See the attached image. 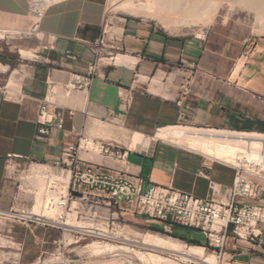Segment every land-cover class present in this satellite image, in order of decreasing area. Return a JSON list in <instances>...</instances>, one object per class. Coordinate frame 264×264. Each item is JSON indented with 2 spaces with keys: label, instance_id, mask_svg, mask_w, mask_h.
<instances>
[{
  "label": "crops",
  "instance_id": "obj_1",
  "mask_svg": "<svg viewBox=\"0 0 264 264\" xmlns=\"http://www.w3.org/2000/svg\"><path fill=\"white\" fill-rule=\"evenodd\" d=\"M109 2L54 1L38 22L43 41H16L8 50L0 41V70L13 65L8 52H34L32 63L18 66L17 78L0 81V209L21 200L8 176L10 156L48 165L34 170L49 177L61 172L51 166L80 136L127 150V172L144 182V190L173 186L219 203L228 199L236 168L210 162L158 133L180 125L264 133V39L246 43L237 55L210 50V11L197 2L201 12L189 15H201L208 26L187 30L204 31L203 37L170 35L131 18L107 26ZM33 9L32 0H0V29H32ZM49 36L55 40L48 45ZM83 78H90L86 87L77 84ZM48 97L64 124L40 135V106ZM88 155L79 152L83 161L116 167ZM261 243L239 242L229 255L240 264H264V230Z\"/></svg>",
  "mask_w": 264,
  "mask_h": 264
},
{
  "label": "rangeland",
  "instance_id": "obj_2",
  "mask_svg": "<svg viewBox=\"0 0 264 264\" xmlns=\"http://www.w3.org/2000/svg\"><path fill=\"white\" fill-rule=\"evenodd\" d=\"M32 1L34 2V6L37 9L36 13L35 11L34 13H32V17L34 19V22L37 23V21H39L41 17H38V15H42L44 10L51 3H53L54 0ZM117 1V4L114 3V0H110L109 2L106 22L107 26H111L114 23L121 22L122 19L131 18L136 20H146L148 22L155 23L160 29L166 31L170 35L203 37L207 35V33L204 31L187 30L188 27L196 28L200 26H208L206 21H203L201 15H199L200 17L198 16L194 19L191 17H187L186 19L185 17L184 21L182 20V13L176 11L175 5H187L188 2L189 4H191L193 3L191 1H194L198 2L199 6H201V3H205L201 6L202 10H205L206 8L210 9L211 11L214 10V5H212L213 3L218 6L217 9L215 11H212L210 14V18L212 16L210 21V50H214L217 52L227 51L232 55H237L246 43L264 39V32L262 31L264 21L261 22L262 18L258 16L257 11L251 8V6L249 7L248 5H246L247 3H244L245 1L243 0H205V2L204 0H178V3L177 0L176 2L175 0H166V2L164 3H168V6H164H166L167 8L169 7L168 11L166 8L167 12L161 11V9H159V6L158 9L161 12H158L159 10L157 9V5H154L156 7L153 8V10H157L156 12L160 16H157L158 14L155 11H151L150 15L148 14L149 11L146 12V10L143 9V13L142 9H140L141 4H146V2L149 3V1H152L151 3H153L154 0H133L134 4L136 3L135 5L133 4L135 9L122 8L121 5L126 1L128 2V0ZM113 3L115 5H113ZM154 3L157 2L155 1ZM170 3L172 5L173 3L176 4H174L172 8V5ZM162 12H165L163 13V15H165V18L160 20V18L158 17L162 16ZM143 15L146 17H142ZM1 36L2 35L0 34V41L4 44L7 50L9 47L13 46L16 41H20L15 39H1ZM7 55H9L13 59V65L10 69L0 70V72L2 70L4 71L0 74L1 83H6L10 79L12 80L17 78L18 76L16 70L18 69V66L29 65L30 63H32L34 58V52H26L24 54H21V51L19 52L18 50H16L14 54H10L8 52ZM103 57H105L104 54L101 55V58ZM183 126L190 127L187 125H180L178 127ZM167 140L171 141V143L177 146L188 149L185 142H183L182 139H179L176 136H171ZM90 154L92 155L88 156L95 157L97 159V162H101L103 160L102 155L97 152H92ZM249 154L250 149L246 148L245 152H237L235 161L229 162L227 164H225V162L220 163L236 168L243 161L245 163L247 161H250L260 163L264 169L263 160H250L247 156ZM202 156L208 159L210 162H214L204 154ZM40 166L48 165L16 162L9 166L8 176L15 183V187L19 193L18 197L21 200L20 205L16 206L15 208L11 207L8 209H0V264H102L103 262V264H143L133 254H154L169 260L171 264H203L201 262L197 263L190 260L186 261L181 259V257L178 255L169 254L167 252L145 245L142 241V236L151 232L160 234L163 237H171L175 240L177 239L178 241H182L186 243L188 247L195 246L174 237L172 234H166L164 232L155 230L159 228L156 223H148L145 219L126 216L124 218L118 217L117 221H113L115 222L113 226L111 224L108 225L106 218H111V216L113 215L112 212L114 211H109L105 207H93L89 200L79 202L72 201L73 212L71 213V215H69L67 223L70 224V226L75 227L74 233H69L65 230L53 228L49 226L48 223L38 222L35 219L27 221L22 220L19 217L20 213L24 210H32L35 207V200L38 196L41 198V201L43 200L44 202L48 196L50 188L52 187L53 180L51 178L48 179V173L40 175L35 172V170ZM60 188L61 187H59V191H61ZM146 191H148L147 188L145 189V192ZM58 193L60 192H57L55 194L58 195ZM44 203V206L42 205V207H40V210H42L43 213H45L46 209V203ZM78 208L80 210V215H78L77 213ZM57 214H60L59 209H55L54 215ZM80 227L101 229L103 231H106L108 234H111L113 238L109 241H106L104 237L98 234H89L88 231L91 230ZM177 232L181 236L193 239L196 242L202 244V246L195 247H207L206 245H204L207 239L200 231L186 227H179ZM78 238H80L81 240L78 241ZM61 241H63L62 245H60ZM106 245H111L117 249L120 248L119 251L121 252L115 251L107 255L95 256L94 251L96 250V248H98V250H102L101 248L105 249L104 246ZM206 253L209 256L214 255L217 258V262H219L218 264H240L239 261H237L236 257L231 259V256L229 254L232 253L228 250L227 255L225 256V258L227 259L226 262H221L212 248H206ZM154 264H156V262Z\"/></svg>",
  "mask_w": 264,
  "mask_h": 264
},
{
  "label": "built area",
  "instance_id": "obj_3",
  "mask_svg": "<svg viewBox=\"0 0 264 264\" xmlns=\"http://www.w3.org/2000/svg\"><path fill=\"white\" fill-rule=\"evenodd\" d=\"M34 6V2H33ZM34 6L33 12L36 13ZM38 22L30 30L15 31L0 29L1 39L23 40L38 38L43 35L39 31ZM48 45L54 42L49 36ZM92 74V73H91ZM90 78H83L78 85L86 87ZM71 115L74 112L71 111ZM64 117L51 98L45 99L40 106L38 117L40 135H47L53 128L62 129ZM99 141L80 136L79 144L69 146L62 159L51 168L61 172H70L67 184L53 180L52 191H60V197L54 206L60 214L54 215V220L46 223L49 226L74 233L75 227L67 223L73 212L72 201H90L93 207H105L113 215L106 218L108 225L115 223L118 217H138L148 223H156L166 234H172L176 227H186L200 231L207 239L204 243L212 248L221 262H226L228 248L238 251V243L246 242L254 247L262 245L264 230V169L260 163L243 161L236 167L237 173L234 185L229 190L228 199L219 203L208 199L197 198L184 193L173 186L155 185L150 190H144V182L127 172L128 151L112 147ZM80 151L97 152L103 158L112 161L116 167L108 168L83 161ZM9 166L21 162L19 156H10ZM65 185V186H64ZM80 193L82 196H74ZM78 215H80V210ZM116 215V217H115ZM19 217L24 220L35 219L45 222L41 217L22 211ZM112 221V222H111ZM89 234H98L109 241L111 234L97 228H91ZM81 240L78 238V241ZM63 241L60 242V245ZM234 257H231L233 259Z\"/></svg>",
  "mask_w": 264,
  "mask_h": 264
},
{
  "label": "bare ground",
  "instance_id": "obj_4",
  "mask_svg": "<svg viewBox=\"0 0 264 264\" xmlns=\"http://www.w3.org/2000/svg\"><path fill=\"white\" fill-rule=\"evenodd\" d=\"M54 1H57V0H54ZM114 1H115L114 3L117 4L118 1L117 0H114ZM155 1L157 3H154ZM187 1H189V0H187ZM200 1H202V0H200ZM243 1H245L244 3H247L246 5H248L249 7L251 6V8H253L257 11L258 16L262 18L261 22H263L264 21V0H243ZM151 2L149 1V3L146 2V4H141L140 9H142V11L144 9V10H146V12L149 11L148 14H150L151 11H155V12L157 11V10H153V8L156 7L154 5H157V9L159 6V9H161V11H166L167 7L164 6V5L168 6V3H166V4L164 3V2H166V0H154L153 3H151ZM175 2H176V0H175ZM181 2H183V1H181ZM191 2H193V3H191ZM191 2H190L191 4H189V2H188V4L186 3L187 5H185V4L184 5L183 4L182 5H180V4L175 5L176 11L183 13V15L184 14H186V15L193 14V12H196L197 11L196 9H198V8H197V5L194 1H191ZM204 2H205V0H204ZM114 3H113V5H115ZM177 3H178V0H177ZM133 4H134L133 0H130V1L128 0V2L126 1L121 6L124 9H135L134 5L136 3L134 5ZM174 4H176V3H173V5ZM202 4H205V3H201V6H202ZM173 5H172V8H173ZM212 5H214L213 6L214 10H212V11H215L218 6L214 3ZM201 6L199 9H201ZM40 7H41V5H40ZM115 8H116V6H115ZM168 8H167V11H168ZM118 9H119V5H118ZM199 9H198L199 12H197V13L201 12ZM161 11L159 10L158 12H161ZM209 11L211 14L212 11L210 9L208 10V12ZM143 13H144V11H143ZM163 13H165V12H162V14ZM178 13H176V14H178ZM186 15H184V16H186ZM194 15H197V14L194 13ZM194 15H192L191 17L192 18L195 17ZM40 16H41V14L38 15V17H40ZM157 16H160V15L158 14ZM189 17H190V15H189ZM182 18H183L182 20H184V17H182ZM196 18H197V16H196ZM211 18H212V16H211ZM211 18H210V21H211ZM161 19H162V17H161ZM186 19H187V16H186ZM181 23H182V21H181ZM167 25H168V22H167ZM167 25H165V26H167ZM262 31L264 32V26H262ZM26 52L27 51L21 50V54H24ZM171 136H176L177 138L182 139L183 142H185V144L187 145L188 149H191L193 151L204 154L205 156L212 159L213 161H219V162H225V163L235 161L237 152H239V151L245 152L246 148H249L250 154L247 156L250 160H254V161L263 160V162H264V134L237 132V131H229V130L227 131L226 129L225 130L210 129V128H208V129L201 128L200 129V128H194V127H171V128L162 129L158 133V138H162V139H168ZM256 150H258V151H256ZM45 170L48 172L47 169H45ZM50 174L51 175L48 177V179H50V178L52 180H58L59 179V181H63V183H65V184L68 183L69 178H70V172H60L58 174L50 172ZM51 188H50V191L48 192L47 198L44 201L46 203L45 213H43V211L40 210V207H42L44 202H43V200L41 201V198L39 196L36 199V205L34 207V210L26 211V212L30 213L33 216L41 217L42 220L45 222H47L49 220H54V218H55L54 212H55V209H57V207L54 206V204L57 203V201L59 200V197H60V195H59L60 193H58V195L55 193L60 192V191H52ZM62 188H63V186H62ZM62 188H60V189H62ZM41 211H42V213H41ZM80 228H86V227H80ZM86 229H91V228L88 227ZM142 238H143L142 241L144 242L145 245H148V246L153 247L155 249L167 252L169 254L178 255L181 257V259L186 260V261L190 260V261H194L197 263L201 262L203 264H218L219 263V262H217V260H216L217 258L214 255L209 256L206 253V250L202 247H195V246L188 247L186 245V243H184L182 241H178L177 239L175 240L171 237L170 238L163 237L160 234L151 233V232L144 234V236H142ZM104 248L105 249L101 248L102 250H98V248H96L95 251L93 250L95 252V256H103V255H107L109 253H113L115 251L120 250V248L117 249L111 245H106V246H104ZM119 252H121V251H119ZM133 255H135V257H137L139 259V261H141L143 264H154L155 262H156V264L157 263L158 264L159 263L160 264H162V263L163 264L164 263L171 264L169 262V260L162 258L160 256H157V255H154V254H150V255L133 254Z\"/></svg>",
  "mask_w": 264,
  "mask_h": 264
},
{
  "label": "trees",
  "instance_id": "obj_5",
  "mask_svg": "<svg viewBox=\"0 0 264 264\" xmlns=\"http://www.w3.org/2000/svg\"><path fill=\"white\" fill-rule=\"evenodd\" d=\"M178 228H179V227L174 228V231H173V233H172V235H173L174 237L179 238V239H181V240H183V241H185V242H187V243H189V244L195 245V246H202V244L196 242V241L193 240V239H189V238H186L185 236H181V235H179L178 232H177ZM155 230H158V231H160V232H163V230H161V229H159V228H157V229H155Z\"/></svg>",
  "mask_w": 264,
  "mask_h": 264
},
{
  "label": "water",
  "instance_id": "obj_6",
  "mask_svg": "<svg viewBox=\"0 0 264 264\" xmlns=\"http://www.w3.org/2000/svg\"><path fill=\"white\" fill-rule=\"evenodd\" d=\"M74 196L81 197L82 195L80 193H73Z\"/></svg>",
  "mask_w": 264,
  "mask_h": 264
}]
</instances>
